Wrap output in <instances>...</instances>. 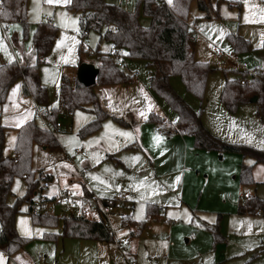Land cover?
Wrapping results in <instances>:
<instances>
[{
  "label": "rangeland",
  "instance_id": "374dc122",
  "mask_svg": "<svg viewBox=\"0 0 264 264\" xmlns=\"http://www.w3.org/2000/svg\"><path fill=\"white\" fill-rule=\"evenodd\" d=\"M105 1L130 7L131 10L135 8L136 4V0ZM164 1L168 3V0ZM26 8L27 25L25 28L20 22L12 21L0 25V53H8L9 56L13 53L23 55L15 45L14 40L21 44V49L26 44L31 46V33L35 22L43 21L42 16L44 14L50 18V21H46L57 26L56 36L50 50L44 57V61L38 65L39 80L46 89V102L37 104L31 98V102L22 103V106H19L12 100L10 102V99L5 98L3 106L0 105V123L2 124L1 121L15 123L19 113L30 112L36 124L51 129L55 134L58 141L56 147H44L38 143L31 145L30 169L34 171L38 169L48 170L53 175V185L47 191L58 189L73 192L74 188L78 186L77 181L84 182L89 188L96 191H99L100 188L102 190L120 189L132 195L133 207L131 211L135 222L142 218L143 206L147 200L159 201L162 210L165 209V217L169 221L151 223L136 240H128L129 243L127 244L130 249L131 242L137 241L138 254L136 259L138 263L143 264L149 260L150 256L157 254L155 260L158 264H264V252L253 259L250 258V250H245L243 253L238 252L235 256H229V254L227 256L226 253L237 250L241 238H246L247 234L240 236L231 232V225H229V233L225 234L224 225L220 223L222 212L216 211V216H219V230L225 238L223 241L217 242L218 244L213 243L208 230L198 226L197 219L189 221L186 218L189 217V213L183 210L184 208L177 213L179 211L176 207L178 204L177 197L181 184L180 169L174 173L172 171L161 172L160 166H156L147 154L138 149H124L116 153L115 155L120 159L117 163L106 158L107 151L116 147V140L123 139L125 136L132 139L137 135L139 126L148 128V130L149 126H152L153 132H156L154 129L159 126L146 120L149 111L158 113L169 121H174L177 117L176 112L149 89L148 67L145 66L143 60L129 58L122 50L120 52L125 64L123 70L133 74L132 81L128 84L118 85L93 84V90L98 97L101 108L109 115L123 119L127 122L126 125L109 116L102 121L99 129L85 137H79L77 135L78 128L92 118V115L84 110L76 109L71 115L59 114L55 121L58 129H54L50 123L45 126L44 120L46 119L44 117L33 116L32 107L51 110L52 107L57 106L58 83L61 74L76 75L77 66L81 62L96 63L94 53L96 48L99 50H111L112 48L107 42L99 40L95 31H90L86 37H81L77 15L67 10L65 5L49 4L45 0H27ZM140 16L145 17L141 12ZM72 21L75 23L73 24ZM5 25L8 26L6 33L1 30V27L4 28ZM188 25L189 28L193 26L196 31L191 39H194V57L214 65V68L207 76L202 100L187 91L176 75L169 78L171 86L193 109H201V120L203 116L212 125L221 126L225 136L214 134L203 124L212 134L226 142L244 143L264 149V120L255 115L254 103L248 102L241 105L235 112L229 113L219 100V93L225 77L223 68H243L247 71L264 68V0L211 1L206 12L198 10L195 1H192L189 5ZM75 31L78 34H75ZM228 32H237L247 38L252 49L244 53H233L226 39ZM58 42L59 47L57 46ZM78 47L82 49L80 53L77 52ZM89 51L94 54L89 56ZM226 76L236 77L238 72L230 70ZM17 82L18 79L13 83ZM141 112L145 115L142 116ZM122 133L128 135H122ZM161 135L165 137L163 132ZM13 142L14 131L9 130L3 136L2 148L5 156L10 157L14 154ZM80 151H83L85 155H81ZM213 152L215 164L209 166L208 170L213 177L211 180L215 181V186L210 191V200H216L217 197L223 199L224 194L225 196L229 194L235 196L233 184L239 183L240 165L244 162L243 157L238 152ZM249 159L250 157L246 156L245 162ZM186 165H189L188 169L194 168L190 161ZM203 174L205 175L206 172L201 174L204 177ZM177 177L180 178L179 181L176 180ZM252 179L255 181L254 187H251L252 193L264 199V164L253 165ZM198 183L199 180L187 182V188H194L195 201L201 192ZM242 187L251 189L249 185H242ZM11 190L16 196L25 193V182L22 176L15 175L12 178ZM99 193L102 192L99 191ZM240 198L241 196L238 199ZM11 200L12 198H9V201ZM124 212L126 211L120 210V213ZM15 217L18 219L19 230L22 233H24L25 228L30 230L31 234L34 229H40V227L31 224V214L23 210V204L21 212L17 213ZM21 221H27V224L22 225ZM185 224L194 229L193 233L197 229L210 236V248L207 251L198 252L196 250L205 243V237L197 236V242L192 238L190 240ZM249 225H251L249 226L251 229L252 225L259 229L261 237L264 239V221H254ZM138 228L139 223L137 222V227L134 226L131 230L135 231ZM111 230L114 241L107 247L110 260L103 262L105 264H125L126 260L121 253V247L126 244L128 228L117 224L116 218L112 217ZM152 232L156 233L158 243L146 251L143 245L151 240L150 234ZM21 236L28 239L27 246L33 244V246L31 245L33 248L42 249L41 255L47 253V256L52 249L54 250L53 243L60 240V237H56L55 240L43 238L41 234L37 237L33 235ZM34 241L38 242L39 245H36ZM215 244H217L216 257L213 258ZM262 245H264V240ZM165 253L167 257L163 256ZM222 254L224 255L222 256ZM52 261L54 260L52 259Z\"/></svg>",
  "mask_w": 264,
  "mask_h": 264
},
{
  "label": "trees",
  "instance_id": "16d2710c",
  "mask_svg": "<svg viewBox=\"0 0 264 264\" xmlns=\"http://www.w3.org/2000/svg\"><path fill=\"white\" fill-rule=\"evenodd\" d=\"M195 1L197 9L207 11L211 1L218 0H136L133 10H126L119 4L105 0H72L65 8L77 15L79 33L86 37L90 31L98 34L99 40L111 45V50L95 49V66L98 68L95 83L101 85L127 84L132 81V73H127L116 66L114 52L124 50L129 58H138L148 67V87L159 98L163 99L177 117L174 121L165 119L158 113L148 112L146 120L159 128L165 136L179 133L192 137L194 148L213 151L238 152L242 157L252 158L251 163L242 162L239 172V183L250 185L254 164H264V149L255 148L244 143L226 142L212 134L202 123L201 109L195 110L188 105L173 89L169 78L176 75L185 89L202 100L208 74L213 70L206 61L194 57V39H188L189 5ZM27 0H0V21L20 22L27 25ZM230 5V3H228ZM238 6V3L236 4ZM140 12L149 18V23L139 22ZM208 16V14H205ZM57 26L46 21H38L31 35L34 58L29 63H18L16 60L0 63V103L7 94L9 86L17 79H22V92L30 95L37 104L46 102V89L38 75V65L44 61L56 36ZM226 39L235 54L250 51L247 38L237 32H228ZM80 47L77 52L80 53ZM238 72L236 77H227V72ZM249 73L245 69L223 68L224 81L219 93V100L227 112H235L241 105L250 102L255 96V115L264 120V68H255ZM58 104L52 107L45 118L58 129L55 124L59 114L71 115L74 110H84L92 118L82 124L78 130L79 137H85L100 128L106 117L126 125L120 117L106 113L100 106L93 85L81 84L76 75L61 74L58 83ZM5 126L0 125V249L11 255L24 247L28 239L19 235L15 228V216L21 212L22 204L28 199L39 179H51V175L42 170H31L29 166L32 143L46 147H56L57 138L51 129L42 127L33 119L25 121L15 128L13 155H2V143ZM128 146H135L133 143ZM17 154L16 161L13 156ZM106 158L114 160L113 154ZM20 175L24 178L25 193L16 196L11 190L12 178ZM9 198H12L9 201ZM155 204H145V222L155 214ZM240 214H260L264 216V199L255 194H244L237 205ZM130 217V214L128 215ZM33 224L45 227H56L60 223L59 232H44L42 237H75L82 239L113 242L112 233L97 220L64 217L58 219L46 215L31 216ZM139 223V227L141 226ZM201 226L208 230L213 243L224 240L219 230V216L213 222H202ZM264 252V245L253 250L251 258Z\"/></svg>",
  "mask_w": 264,
  "mask_h": 264
},
{
  "label": "crops",
  "instance_id": "0c3cea01",
  "mask_svg": "<svg viewBox=\"0 0 264 264\" xmlns=\"http://www.w3.org/2000/svg\"><path fill=\"white\" fill-rule=\"evenodd\" d=\"M60 5H66V4H60ZM122 7L126 10H131L130 7H125V6H122ZM43 20H47V19L43 18ZM138 20L143 25H147L149 23V18L146 16L143 17L139 15ZM37 22L38 21L35 22L34 28ZM2 23L3 22L0 21L1 26H2ZM1 30L4 33L8 32V31H5V29L2 27H1ZM14 43L15 45H17L18 49H20L23 55L21 54L20 56V55H17L16 53H13V55L9 56L8 53L3 54L1 52L0 53V63L8 62L11 60H17L18 63L31 62L34 58L32 41H31V46L26 44L23 49L20 48L21 44H19L17 41L14 40ZM109 46L111 47L110 44ZM210 67L214 68V65H210ZM239 69H242V68H239ZM17 85H19L18 89H17ZM22 85H23L22 79H18L17 83L11 84L7 90L6 99L7 98L10 99V102L12 100L14 103H17L19 106H22V103L31 102L32 97L30 95L23 94ZM111 85H118V84H111ZM5 100L2 103H0L1 107L5 103ZM57 102H58V98H57ZM34 108L32 107L33 116L36 115L33 112ZM16 118L17 119L15 123L1 121L2 124L0 123V125L5 126L4 135L5 133H8L9 130H13L14 137H15V128L18 127L17 125H21L25 121L33 119L30 112L29 113L21 112L16 116ZM202 123L209 130H211L214 134L222 136V137L225 136V134L222 133L224 132V129L221 126L212 125L210 121H206V119H204L203 116H202ZM154 130L156 132H153L152 126H149V130L148 128L139 126L137 135H135L132 139L131 137L125 136L123 137V139L116 140L117 141L116 147H113V149H110L107 152L108 154H113V158L114 160H116V163H117L118 161H120V159H118V157L115 155L116 153L124 149H138L142 151L143 153L147 154L148 157L152 159V162L156 166H160L161 172L162 171L164 172L172 171V173H174L180 169L181 184H180V189H179V193L177 197L178 204L176 205V207L179 209L177 213L181 211L180 209L184 208L183 210L189 213V217H186V218L189 221H192L193 219H197L198 226L202 227L201 226L202 222H213L215 220L216 211L222 212V215L220 217V221H221L220 223L224 225L225 234L229 233L228 232L229 225H231V232L237 233L240 236H242L243 234H247L245 236L246 238H241L240 243L237 245V250L231 251L230 253L225 252L227 256L228 254L229 256H235L237 255L236 253L238 252L243 253L245 250L246 251L250 250L251 255H252L253 250L261 246L262 241L264 239L261 237V231L257 229L254 225H252V229H251L249 227V224L254 223V221H264V216L260 214H247V213L240 214L237 212V205H238V202L240 201V199H238L240 196L244 194L252 193V188L254 187V184L252 183L253 185L252 184L249 185L250 188L252 187L250 190L247 188H243L240 183H237L236 185L233 184L235 196L232 194L225 196L224 194L223 199H221L220 197H217L216 200L211 201L210 191L212 190L213 186H215V181L211 180V178L213 177L209 174L208 168L209 166L215 164L213 160L214 152L194 148L192 145L193 140L191 136L182 135L179 133H171L169 136L164 135L165 137H163V135H161V132H162L161 128H160L161 130L160 132L157 131L156 129ZM156 137L160 138L159 142H157V140L155 139ZM132 143L135 146L133 147L128 146V144H132ZM2 155L5 156L3 154V148H2ZM188 161L192 163L194 168L188 169L189 165H186ZM243 161L245 162V157H243ZM251 162H252V158H250L249 161H246L245 163H251ZM46 172H48L51 175V179L54 180L52 173L48 170H46ZM203 172H206L205 175L203 174L204 177L201 175ZM191 180H199L198 187L201 188V192L198 195V198L196 199V201L194 200V196H193L194 188L192 187L187 188V182ZM77 182H78V186L77 188H74L73 193L88 192L89 190H92L100 196L108 197V196L115 195V193L120 190V189L119 190H116V189L102 190L100 188L99 191H101L102 193H99V191H96L93 188H89V186H87L84 182H81V181H77ZM54 190H58V189H54ZM126 193L128 194V197L133 207V200L131 199L132 195L128 192ZM147 202L155 204L156 210L153 216H151L149 219L143 222L145 219V204ZM161 206L162 205H160L159 201H155L152 199L147 200L144 203L143 216L141 219L136 221L138 223L141 222L142 225L135 231L128 229L127 241H125L126 243H129L128 241L129 239L136 240L138 237H140L143 234L142 233L143 230L145 228H148L151 223L169 221L168 218L165 217V213H164L165 209L162 210ZM121 215L123 214H114L111 216V218L112 217L116 218V223L119 224L120 226H122L121 221H120ZM111 218H110V224H111ZM130 218L133 221H135L132 217V211H130ZM31 224L33 226L40 227V229L38 230L34 229V231H32L31 235L36 236V237L39 236L40 234L42 236L44 232H51V233L59 232L57 226L56 227H45V226L33 224L32 221H31ZM187 225L188 224H185V227ZM15 228L19 235H24V233H22L19 230L20 224L16 217H15ZM50 230H53V231H50ZM193 230L194 229H191V226H187L186 232L189 233L188 236L190 240L192 238L195 242H197L198 240L197 236L205 237V243L199 246L196 250L198 252L207 251L210 248V241H211L210 236L208 234H204L203 232L197 229H195V233H193ZM155 234L156 233L152 232L150 234L151 240L149 242H146L143 245L146 251H148L149 249H152L153 246L158 243V240H157L158 238L157 236H155ZM207 235L209 236V238ZM34 242L36 245H39L38 242L36 241ZM30 243H33V242H30ZM110 243L111 242L92 240V239H82V238H75V237H64V238L60 237V240L58 242L55 241V243H53L54 250L52 249V251L49 252L48 256H47V253L41 255L42 253L41 248L37 250L32 247L33 244H29L30 246L32 245L30 247L29 245L27 246L28 244L27 243L26 245H24L23 248L15 251L11 255L6 254L2 249H0V264H105L103 262L104 260H108V261L110 260L107 254V247H109L108 244ZM131 243H132L131 249L129 248L126 251V254L130 258L135 260L136 264H141V263H138L136 259V256L138 254L137 241H134ZM217 244H215L214 249H213V258L216 257V245ZM26 246H27V249H25ZM223 255L224 254H222V256ZM155 256H157V254L153 255L152 257L150 256L149 260L143 264H158V262L155 260L157 257ZM163 256L167 257V254L165 253L163 254ZM52 259L54 261H52ZM106 264H109V263H106ZM125 264H128L127 261H125Z\"/></svg>",
  "mask_w": 264,
  "mask_h": 264
},
{
  "label": "built area",
  "instance_id": "2783aa9c",
  "mask_svg": "<svg viewBox=\"0 0 264 264\" xmlns=\"http://www.w3.org/2000/svg\"><path fill=\"white\" fill-rule=\"evenodd\" d=\"M44 19L50 21L46 15ZM5 31H8V26H4ZM195 28L192 26L189 28L187 38L192 39L195 34ZM75 34H78L76 31ZM84 49V48H83ZM94 53L88 52L89 56ZM114 62L117 67L124 68V60L120 53L114 52ZM249 73H254L255 70H249ZM34 114L40 115L45 118L46 114L50 112L49 108L37 109L34 108ZM46 119V118H45ZM44 125H49V121L44 120ZM157 131H161L159 127H156ZM83 155L84 152L80 151ZM17 154L13 156V161H16ZM53 185L52 179H39L34 189L31 191L28 199L23 203V210L30 213L31 216L46 215L62 219L64 217L82 218L87 220H97L102 223L111 233L110 218L114 214L121 215V225L131 229L137 227V222L133 221L128 215L131 211L132 204L128 197V194L122 190H119L113 196H100L96 192L89 190L88 192L73 193L68 190H50L49 187ZM120 210L126 212L120 213ZM59 230V226H57ZM134 229V228H133ZM132 229V230H133ZM129 249V245L126 243L121 247V253L128 264H136L135 260L130 258L126 251Z\"/></svg>",
  "mask_w": 264,
  "mask_h": 264
},
{
  "label": "water",
  "instance_id": "95a60500",
  "mask_svg": "<svg viewBox=\"0 0 264 264\" xmlns=\"http://www.w3.org/2000/svg\"><path fill=\"white\" fill-rule=\"evenodd\" d=\"M97 74L98 68L91 62H81L77 66L76 78L81 84L85 86L93 85L95 83ZM249 101L254 103L256 101V97H251Z\"/></svg>",
  "mask_w": 264,
  "mask_h": 264
},
{
  "label": "snow or ice",
  "instance_id": "6c2138e0",
  "mask_svg": "<svg viewBox=\"0 0 264 264\" xmlns=\"http://www.w3.org/2000/svg\"><path fill=\"white\" fill-rule=\"evenodd\" d=\"M46 3H49V4H70L72 2V0H45ZM168 3L171 4L172 3V0H168ZM49 15H51V13H48ZM246 20H247V17H246ZM72 23L74 24L75 21H72ZM58 47L60 46L59 42H58ZM125 55H127L128 53H124ZM19 88V85H17V89ZM15 91V89H14ZM142 116H144L145 114L143 112L140 113ZM19 126V125H17ZM122 135H128L127 133H122ZM157 140V142H159L160 138L159 137H156L155 138ZM95 179V177H93ZM179 177L176 178L177 181H179ZM75 187V186H74ZM14 191L16 189H13ZM21 224L22 225H26L27 224V221H21ZM251 226V225H249ZM24 235H31V232L30 230H28L27 228L24 229Z\"/></svg>",
  "mask_w": 264,
  "mask_h": 264
}]
</instances>
